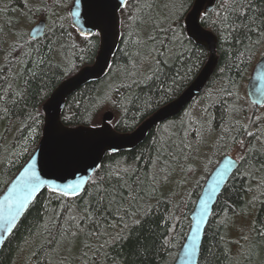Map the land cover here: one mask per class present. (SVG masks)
I'll return each mask as SVG.
<instances>
[{"label": "trees", "instance_id": "trees-1", "mask_svg": "<svg viewBox=\"0 0 264 264\" xmlns=\"http://www.w3.org/2000/svg\"><path fill=\"white\" fill-rule=\"evenodd\" d=\"M1 1L0 196L38 148L46 101L100 49L98 33L73 26L74 0ZM194 2L129 0L109 72L68 98L63 123L98 127L111 111L113 127L130 133L178 98L210 57L186 32ZM43 19V38L21 27ZM201 23L216 35L219 58L203 93L134 150L108 153L80 196L44 190L0 264H174L207 178L234 151L240 165L214 208L199 264H264V106L251 104L246 91L264 54V0H216ZM112 188L122 193L119 210L98 214L101 190Z\"/></svg>", "mask_w": 264, "mask_h": 264}, {"label": "water", "instance_id": "water-1", "mask_svg": "<svg viewBox=\"0 0 264 264\" xmlns=\"http://www.w3.org/2000/svg\"><path fill=\"white\" fill-rule=\"evenodd\" d=\"M129 0H74L70 9L73 26L79 34L100 35V49L94 64L63 81L43 106L45 125L37 150L0 196V252L26 212L44 190L70 198L80 196L108 153L131 151L149 134L183 113L199 97L213 77L219 62L216 35L203 27L201 18L216 0H195L185 18L188 37L205 48L209 60L192 84L175 100L157 110L130 133H120L112 125L113 112L107 111L98 127H69L62 121L66 102L75 92L101 81L109 72L121 38L120 12ZM47 22L43 19L30 31L32 39L43 38ZM247 95L254 106H264V54L255 64L247 82ZM41 161L44 166L41 167ZM32 165L41 183L33 186L25 170ZM240 161L226 154L207 178L191 213V228L174 264H199L206 229L225 186L238 170ZM75 172V177L71 173ZM83 179L76 190L68 187ZM8 198L5 200V198Z\"/></svg>", "mask_w": 264, "mask_h": 264}, {"label": "snow or ice", "instance_id": "snow-or-ice-1", "mask_svg": "<svg viewBox=\"0 0 264 264\" xmlns=\"http://www.w3.org/2000/svg\"><path fill=\"white\" fill-rule=\"evenodd\" d=\"M249 135H251V133H249ZM41 167L44 166V162L41 161ZM30 174V183L33 186H38L41 183V179L40 176L37 175L36 171L33 169V166L30 165L28 169L25 170V175H29ZM71 175L73 177H75V172L71 173ZM83 183V179L81 178V180L78 181H74L73 183L69 184L68 187L72 190H76L77 188H79L81 186V184ZM103 192V195L99 197L98 199V209L97 212L99 214V212L104 211L105 209H112L114 211H118L119 208H114L113 206L117 204V200L116 197L117 196H121L122 198V193L119 192L117 189L112 188V189H103L101 190ZM8 198L6 197L5 200H7ZM105 201H107V203H105ZM122 207V204H121ZM88 219L91 220V214L88 213Z\"/></svg>", "mask_w": 264, "mask_h": 264}, {"label": "rangeland", "instance_id": "rangeland-1", "mask_svg": "<svg viewBox=\"0 0 264 264\" xmlns=\"http://www.w3.org/2000/svg\"><path fill=\"white\" fill-rule=\"evenodd\" d=\"M5 0H2L1 1V3L2 2H4ZM38 22H40V21H38ZM37 22V23H38ZM36 23V24H37ZM36 24H33V25H30L29 27L27 26V24H26V21L24 20L22 23H21V27H23V28H27V30L29 31V33H30V31L33 29V27L36 25ZM263 108V107H262ZM262 108H260L261 109V112H262ZM105 112H107V111H104L102 114H101V118L100 119H102V117H103V115H104V113ZM238 154V152L237 151H234V153H232V155L234 156V157H236L237 159H239V155H237ZM207 162V160H203L200 164H198V167H199V170L197 171V173H196V178H195V180H197V178L198 177H201L203 174H204V172H203V165L205 164ZM192 186V184L190 183V182H188V184H187V187H191Z\"/></svg>", "mask_w": 264, "mask_h": 264}, {"label": "bare ground", "instance_id": "bare-ground-1", "mask_svg": "<svg viewBox=\"0 0 264 264\" xmlns=\"http://www.w3.org/2000/svg\"><path fill=\"white\" fill-rule=\"evenodd\" d=\"M75 93H76V92H75ZM119 108H120V107H119ZM230 155H232V154H230ZM222 157H223V156H222ZM221 159H222V158H221ZM221 159H220V160H221ZM220 160H219V162H220ZM219 162H218V163H219ZM216 166H217V165H216ZM213 170H214V169H213Z\"/></svg>", "mask_w": 264, "mask_h": 264}]
</instances>
